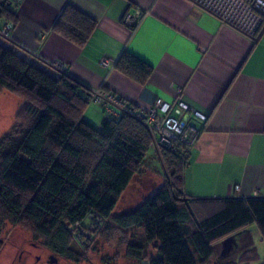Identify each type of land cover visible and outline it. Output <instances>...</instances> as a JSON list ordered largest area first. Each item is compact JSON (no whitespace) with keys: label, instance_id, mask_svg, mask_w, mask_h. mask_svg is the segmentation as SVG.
Wrapping results in <instances>:
<instances>
[{"label":"trees","instance_id":"trees-1","mask_svg":"<svg viewBox=\"0 0 264 264\" xmlns=\"http://www.w3.org/2000/svg\"><path fill=\"white\" fill-rule=\"evenodd\" d=\"M10 6L1 10L0 20L6 22L0 29L8 22L14 26ZM95 26L93 18L66 4L52 30L80 47ZM1 38L7 42L0 41V91L23 100L0 138L2 220L28 227L54 255L77 261L72 243L87 244H80L70 229L77 222L87 228L89 214L100 218L101 226L112 221L118 228L142 229L143 243L157 249L149 264H206L216 244L228 237L237 234L234 245L236 238H249L254 231L264 238V197L201 199L184 192L190 147L179 140L156 148L165 170L163 183L136 207L115 215L121 194L146 166V154L155 146L153 133L130 107L131 113L105 115L95 126L84 118L93 90L28 53L9 35ZM112 67L141 85L152 72L128 50ZM143 243L130 244L129 251L140 256Z\"/></svg>","mask_w":264,"mask_h":264},{"label":"crops","instance_id":"crops-1","mask_svg":"<svg viewBox=\"0 0 264 264\" xmlns=\"http://www.w3.org/2000/svg\"><path fill=\"white\" fill-rule=\"evenodd\" d=\"M66 4L96 21L80 47L52 30ZM9 9L15 13L10 41L59 64L91 90L112 93L142 113L155 98L180 97L206 116L188 118L199 135L187 152V195L246 198L257 191L264 197V31L252 41L189 0H19ZM136 9L146 14L132 30L123 16ZM124 50L152 67L145 84L101 63L115 61ZM93 105L97 108L87 105L84 118L96 126L106 113ZM151 150L157 153L154 145ZM161 168L158 181L150 177L149 188L163 183L162 163ZM152 170L145 166L143 172L156 176Z\"/></svg>","mask_w":264,"mask_h":264},{"label":"rangeland","instance_id":"rangeland-1","mask_svg":"<svg viewBox=\"0 0 264 264\" xmlns=\"http://www.w3.org/2000/svg\"><path fill=\"white\" fill-rule=\"evenodd\" d=\"M0 41L7 42L1 37ZM93 104L95 103H88L90 109L97 108ZM22 106L21 98L6 90L0 91V138L11 128ZM95 124L98 126L99 121ZM145 165L153 169L156 176L143 171L135 175L121 194L113 211L115 215L133 209L144 197L155 190V187H148L151 179L158 181L159 173L162 171L155 150L150 148L147 152ZM150 177L152 178L150 179ZM0 220L2 219L0 218ZM108 223V225L104 223L98 229L95 235L86 242L85 247H79L76 243H72V250L79 256L77 261L54 255L43 246L41 240L30 232L28 227L14 225L3 219L0 229V264H149V259L156 257V246L151 243H143L142 229L118 228L112 221ZM236 235H233L232 238H235ZM247 238L239 236V239L236 238L235 245L234 241H231L228 250L227 248L224 250L226 252L222 257L221 244L223 242H218L212 259L206 264H211L213 260L217 259L219 264H264V238L256 231L249 236L248 240ZM135 243L144 244L140 256L137 257L129 251L130 244ZM49 256H52L55 261L51 262L52 259Z\"/></svg>","mask_w":264,"mask_h":264},{"label":"built area","instance_id":"built-area-1","mask_svg":"<svg viewBox=\"0 0 264 264\" xmlns=\"http://www.w3.org/2000/svg\"><path fill=\"white\" fill-rule=\"evenodd\" d=\"M195 6L214 15L218 20L248 39L255 41L264 31V0H189ZM19 0H0V13L3 7L9 4H16ZM146 10L136 9L128 11L123 16V22L130 28L135 29L142 21ZM12 23H6L0 29L1 37H8ZM104 65L113 66L114 60L102 59ZM60 68L59 64H53ZM89 102L102 105L106 115L120 117L125 113H131L129 107L112 93L101 89L92 91ZM111 107H115L117 112H113ZM133 115L142 120L151 130L154 136V144L157 149L161 147H172L179 140L185 147H191L198 135L199 129L188 123L190 116L200 120H205V115L190 108L182 98L178 97L173 102H166L160 98L150 105L144 112H134ZM238 189V186H235ZM257 194V191H255ZM90 224L87 228L81 226L79 222L75 223L70 229L75 239L82 245L101 227L100 218L94 214H89ZM90 229V231L88 230Z\"/></svg>","mask_w":264,"mask_h":264},{"label":"flooded vegetation","instance_id":"flooded-vegetation-1","mask_svg":"<svg viewBox=\"0 0 264 264\" xmlns=\"http://www.w3.org/2000/svg\"><path fill=\"white\" fill-rule=\"evenodd\" d=\"M230 244H231V241H228V242H226V243L221 244V246H222L221 257L224 256V254H225V252H226V251H224V250H225L226 248H229ZM49 257H50L51 259H54L52 256H49ZM211 264H219V263H218V259H217V260H213Z\"/></svg>","mask_w":264,"mask_h":264},{"label":"water","instance_id":"water-1","mask_svg":"<svg viewBox=\"0 0 264 264\" xmlns=\"http://www.w3.org/2000/svg\"><path fill=\"white\" fill-rule=\"evenodd\" d=\"M228 241H233V238H232V237H228V238L224 239L222 242H223V243H226V242H228ZM227 250H228V248H227ZM52 261H55V259H52L51 262H52Z\"/></svg>","mask_w":264,"mask_h":264},{"label":"bare ground","instance_id":"bare-ground-1","mask_svg":"<svg viewBox=\"0 0 264 264\" xmlns=\"http://www.w3.org/2000/svg\"><path fill=\"white\" fill-rule=\"evenodd\" d=\"M141 112V111H140Z\"/></svg>","mask_w":264,"mask_h":264}]
</instances>
